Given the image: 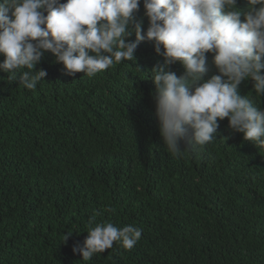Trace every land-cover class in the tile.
I'll return each instance as SVG.
<instances>
[{"label": "trees", "instance_id": "obj_1", "mask_svg": "<svg viewBox=\"0 0 264 264\" xmlns=\"http://www.w3.org/2000/svg\"><path fill=\"white\" fill-rule=\"evenodd\" d=\"M142 3L134 15L146 31ZM163 62L144 41L134 61L91 78L66 75L50 53L34 90L19 83L27 69L0 72V264H264V149L225 118L202 149L169 153L150 75ZM168 70L183 75L179 64ZM216 74L208 55L204 79ZM239 94L264 110L252 81ZM93 216L139 227L141 238L85 262L71 249Z\"/></svg>", "mask_w": 264, "mask_h": 264}, {"label": "clouds", "instance_id": "obj_2", "mask_svg": "<svg viewBox=\"0 0 264 264\" xmlns=\"http://www.w3.org/2000/svg\"><path fill=\"white\" fill-rule=\"evenodd\" d=\"M140 5L141 0H0V72L15 78L27 69L19 83L34 90L47 76L46 70L34 71L45 53L66 75L91 78L134 61L138 45L151 41L164 60L150 75L159 134L169 153L180 157L185 147L202 149L225 118L233 132L260 148L254 151L264 149V110L239 94L241 83L250 80L255 95H264V0L238 6L237 0H143L146 31L135 20ZM208 55L217 74L205 80ZM173 64L182 66V76L168 70ZM87 226L83 244L71 249L85 262L114 242L131 250L142 235L139 227L117 228L97 223L95 216Z\"/></svg>", "mask_w": 264, "mask_h": 264}]
</instances>
